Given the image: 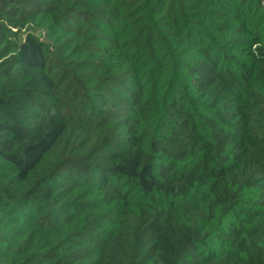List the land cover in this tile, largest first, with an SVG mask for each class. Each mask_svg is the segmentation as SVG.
Masks as SVG:
<instances>
[{"label": "trees", "instance_id": "16d2710c", "mask_svg": "<svg viewBox=\"0 0 264 264\" xmlns=\"http://www.w3.org/2000/svg\"><path fill=\"white\" fill-rule=\"evenodd\" d=\"M0 264H264V0H0Z\"/></svg>", "mask_w": 264, "mask_h": 264}]
</instances>
